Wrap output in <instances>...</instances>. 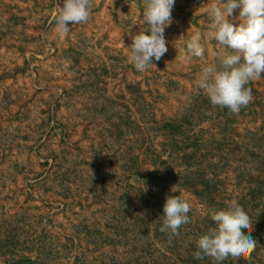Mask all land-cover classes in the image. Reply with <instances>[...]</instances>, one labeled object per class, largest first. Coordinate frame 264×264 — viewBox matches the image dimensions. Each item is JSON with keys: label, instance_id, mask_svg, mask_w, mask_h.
Masks as SVG:
<instances>
[{"label": "rangeland", "instance_id": "1", "mask_svg": "<svg viewBox=\"0 0 264 264\" xmlns=\"http://www.w3.org/2000/svg\"><path fill=\"white\" fill-rule=\"evenodd\" d=\"M212 3L176 0L167 53L139 73L143 0H92L63 34L64 0H0V264H214L196 240L233 199L257 246L221 264H264V74L238 116L196 86L234 51L206 35ZM196 32L203 58L186 47ZM173 186L192 204L178 236L160 231Z\"/></svg>", "mask_w": 264, "mask_h": 264}, {"label": "clouds", "instance_id": "2", "mask_svg": "<svg viewBox=\"0 0 264 264\" xmlns=\"http://www.w3.org/2000/svg\"><path fill=\"white\" fill-rule=\"evenodd\" d=\"M175 2L143 0V19L148 27L135 35L129 33L132 44L128 59L137 72H146L155 65L153 60L158 62L167 53L165 29L173 22ZM91 9L92 0H64L54 17L56 30L63 34L70 31V24L88 23ZM236 9H239L241 21L238 26L229 20ZM208 15L211 23L207 37L218 46L234 51L221 56L219 67L215 64L202 66L195 83L214 108H227L238 116L254 99L252 88L247 85L264 74V0H220L210 5ZM200 41L199 32L191 36L186 46L191 56L203 58L205 47ZM171 190L179 195L167 196L160 231L178 236L180 227L190 223L188 213L192 204L179 189L173 186ZM226 204L225 209L210 212L216 227L196 240L197 250L193 255L200 260L210 258L214 264H221L229 257L250 262L257 246L252 236L254 224L236 200L226 201Z\"/></svg>", "mask_w": 264, "mask_h": 264}, {"label": "trees", "instance_id": "3", "mask_svg": "<svg viewBox=\"0 0 264 264\" xmlns=\"http://www.w3.org/2000/svg\"><path fill=\"white\" fill-rule=\"evenodd\" d=\"M227 112L230 114V112H229V110H228V109H226V113H227ZM226 115H228V114H226Z\"/></svg>", "mask_w": 264, "mask_h": 264}]
</instances>
